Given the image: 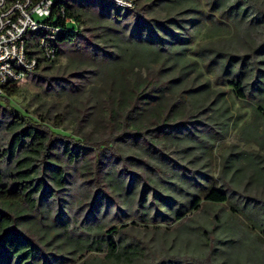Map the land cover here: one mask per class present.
Segmentation results:
<instances>
[{
    "label": "rangeland",
    "instance_id": "1",
    "mask_svg": "<svg viewBox=\"0 0 264 264\" xmlns=\"http://www.w3.org/2000/svg\"><path fill=\"white\" fill-rule=\"evenodd\" d=\"M69 1L62 0V3ZM80 1L112 6L97 0ZM132 1L134 9L151 7L154 3L152 11L164 14L157 7L160 0ZM166 1L164 11L171 5ZM198 2L201 10L207 13V0ZM88 9L95 15L100 7L88 6ZM204 13L174 16L178 24L171 28L174 32L187 30L195 36L185 47L190 50L189 58L197 64L194 72L172 83V89L166 93L169 101L181 95L175 101L176 106L189 104L194 107L193 111H201L200 114L184 122L172 134L179 138L174 140L179 146L169 141L171 135L163 138V132L149 136L155 148L143 145L141 140L125 139L116 143L118 151L129 158L127 169L134 176L118 173L122 165L103 157L110 194L95 207L92 208V198L86 199L75 179L68 178L69 189L60 193L57 204H46L51 209L49 215L43 207L26 218L28 231L34 233L51 264H143L173 253L209 255L217 264H264V84H260L264 83V50L257 51L254 56L262 68L258 83L247 73L242 80L247 98H238L224 85L222 70L211 61L215 54L211 49L220 44H225L226 48L232 37L209 40L206 36L209 22L218 25L222 19L221 16H203ZM257 33L260 38L264 35L261 31ZM260 38H240L237 45L240 54L247 53ZM67 50L68 46H61L62 54L54 63L40 65V78L29 77L18 83L16 95L8 99V108L62 136L80 141L99 140L107 136V130L91 121L80 122L83 103L92 100L90 69L79 65ZM171 75L176 76L177 71L170 70L164 78ZM82 77L84 80L80 79ZM185 106L179 111L181 115L187 112ZM6 108L0 98V121L4 120ZM187 137L188 143L183 141ZM9 138L0 130L1 144L7 146ZM184 144L188 145L183 147ZM53 153L57 157L60 152ZM93 153L92 150L87 152L85 159ZM131 159L142 160L149 167ZM69 170L71 172L72 167ZM181 181L194 187H185ZM212 188L227 194L228 202H205L182 220L173 221L175 211L184 210L191 195H204ZM182 192L188 196L184 201ZM62 220L78 230L75 236L87 232L89 227L93 231L91 235L97 231L108 235L107 231L116 227L119 235L112 237L114 242L118 243L119 239L137 245L141 255L130 263L116 262L107 252H86L69 246L62 235Z\"/></svg>",
    "mask_w": 264,
    "mask_h": 264
},
{
    "label": "trees",
    "instance_id": "2",
    "mask_svg": "<svg viewBox=\"0 0 264 264\" xmlns=\"http://www.w3.org/2000/svg\"><path fill=\"white\" fill-rule=\"evenodd\" d=\"M160 1L157 7L164 12L163 15L152 11L154 3L151 7L139 6L132 11H122L91 1L71 0L66 4L57 1L56 4L65 6L70 17L85 25V29L77 34L65 30L58 44V57L62 54L61 46H68L67 51L75 56L78 64L90 69L92 100L83 103L80 122H94L108 134L99 140L80 141L50 131L42 123L8 108V99L16 95L17 88L15 85L6 90V97L1 98L7 108L4 120L0 121V130L10 138L7 146L0 143V264H51L34 233L28 231L26 218L43 207L49 215L51 209L46 204H57L60 193L69 189L68 178L75 179L86 199L92 198V208L95 207L110 194L105 182L103 157L122 165L118 173L134 176L127 169L129 158L118 151L116 143L125 139L141 140L143 145L155 148L149 136L163 132V138L171 135L168 139L174 144L175 138H179L172 134L184 122L200 114L201 111H193L194 107L189 104L176 106L175 101L181 95H175L176 98L169 101L166 93L172 89V83L194 72L197 64L189 58L190 50L185 47V43H192L195 36L187 30L174 32L171 28L178 25L174 16H196L204 12L199 7V0ZM165 1L171 4L166 11L163 8ZM97 5L99 12L93 15L88 6ZM206 7L208 12L203 16H221L222 19L218 25L209 22L207 38L232 37L226 48L225 44H220L211 49L215 53L211 61L222 70L224 85L230 87L238 98L246 99L242 80L250 73L258 83L262 72L261 62H257L254 56L257 51L264 50V35L260 38L257 33L264 34V0H207ZM251 36L260 38L259 43H252L254 46L247 53L240 54L239 39ZM170 70H176L177 75L164 78ZM29 77L40 78V67L28 74ZM183 106L187 112L181 115L179 111ZM183 141L188 143L189 137ZM91 150L94 151L92 157L85 159ZM55 151L60 152L56 154L59 160L54 156ZM133 161L149 167L142 160ZM75 174L83 178L75 177ZM181 184L194 187L185 181ZM180 194L183 201L188 197L184 192ZM190 197L184 210L175 211L174 222L197 211L205 202H228L227 194L214 188L204 195ZM60 223L64 224L62 235L69 246L74 245L86 252H107V256L116 262L130 263L141 255L137 252V245L119 239L118 243L114 242L112 237L119 235L116 227L109 229L108 235L98 231L91 235L93 231L87 226V232L75 236L78 230L68 221ZM143 264L217 263L209 255L173 253Z\"/></svg>",
    "mask_w": 264,
    "mask_h": 264
},
{
    "label": "built area",
    "instance_id": "3",
    "mask_svg": "<svg viewBox=\"0 0 264 264\" xmlns=\"http://www.w3.org/2000/svg\"><path fill=\"white\" fill-rule=\"evenodd\" d=\"M58 0H0V98L41 64L59 54L65 30L77 34L83 24L70 17ZM132 11V0H97Z\"/></svg>",
    "mask_w": 264,
    "mask_h": 264
}]
</instances>
